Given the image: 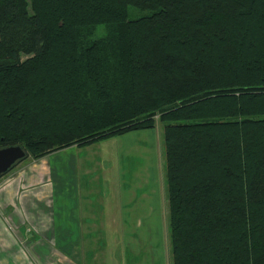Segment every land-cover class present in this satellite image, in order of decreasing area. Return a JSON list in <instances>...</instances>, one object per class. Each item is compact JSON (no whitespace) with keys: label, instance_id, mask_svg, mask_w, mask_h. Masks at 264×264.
<instances>
[{"label":"trees","instance_id":"obj_1","mask_svg":"<svg viewBox=\"0 0 264 264\" xmlns=\"http://www.w3.org/2000/svg\"><path fill=\"white\" fill-rule=\"evenodd\" d=\"M155 121L171 264H264V0H0V148Z\"/></svg>","mask_w":264,"mask_h":264},{"label":"rangeland","instance_id":"obj_2","mask_svg":"<svg viewBox=\"0 0 264 264\" xmlns=\"http://www.w3.org/2000/svg\"><path fill=\"white\" fill-rule=\"evenodd\" d=\"M163 125L155 121L150 129L68 148L34 165L30 159L17 163L9 173L50 175L52 204H37L32 218L44 230L49 214L60 239L34 240L24 217L0 199V264H171ZM70 244L75 250L63 257Z\"/></svg>","mask_w":264,"mask_h":264},{"label":"crops","instance_id":"obj_3","mask_svg":"<svg viewBox=\"0 0 264 264\" xmlns=\"http://www.w3.org/2000/svg\"><path fill=\"white\" fill-rule=\"evenodd\" d=\"M70 149H74V147H71ZM68 149V150H70ZM57 153L48 155L40 160H30L32 162V165L34 163H37L38 161H41L47 157H52L54 155H57ZM12 170V169H11ZM10 171V170H9ZM7 172L4 174L0 182V199L4 202V207L6 209H9L10 211L13 209H17V212L24 217V221L27 226V230L29 233L33 234V239L37 237L42 242L44 241H56L57 239H60L57 234H55V231L57 232V228L53 227L52 219H49V214L45 215V217L48 218L47 222H45L46 229H39L38 224L34 217L32 218L33 212H37V210H34L35 206L37 204H40L42 202H45L44 204L47 205L52 204V201L49 200V196L51 192H49V183H53L50 177V175H45V172L43 170H31L29 172L27 171H16V172ZM23 174V176H22ZM22 177V179H20ZM51 187V186H50ZM1 206V201H0ZM56 208H60L58 205ZM24 224V222H23ZM31 225V226H30ZM5 229V227L3 228ZM69 233V232H68ZM49 234V236H47ZM68 235V234H67ZM45 236V237H44ZM44 237V238H43ZM25 239V238H24ZM27 241H32L31 238H26ZM66 241V238H61ZM74 242V241H73ZM75 250V244L66 245V253L62 256H67L71 254V251ZM53 255L55 257H59V254L54 252ZM58 261L61 263L62 261L58 258Z\"/></svg>","mask_w":264,"mask_h":264},{"label":"water","instance_id":"obj_4","mask_svg":"<svg viewBox=\"0 0 264 264\" xmlns=\"http://www.w3.org/2000/svg\"><path fill=\"white\" fill-rule=\"evenodd\" d=\"M25 151L18 145L0 148V177L25 157Z\"/></svg>","mask_w":264,"mask_h":264}]
</instances>
